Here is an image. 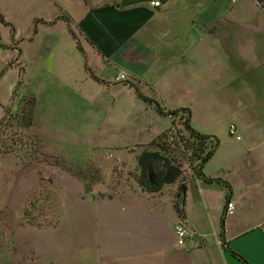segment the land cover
Wrapping results in <instances>:
<instances>
[{"label":"crops","instance_id":"obj_1","mask_svg":"<svg viewBox=\"0 0 264 264\" xmlns=\"http://www.w3.org/2000/svg\"><path fill=\"white\" fill-rule=\"evenodd\" d=\"M62 13L71 17L72 29L83 35L91 54L101 58L99 64L106 63L100 69L113 76L123 72L150 87L164 83L168 90L182 91L212 82L218 60L239 66L253 63L247 61L251 56L262 63L264 0L234 5L228 0H97L90 6L83 0H0V14L9 23L0 19V29H7L11 39H24L27 47L41 49L47 37L58 36V24L71 38L66 22L58 18ZM250 41L252 48H247ZM170 82L187 84L182 88ZM243 119L228 123L240 138H216L202 167L204 176L221 181L191 172L169 189L124 187L122 196L78 203V264H244L227 247L249 264H264V137L254 132L264 130V121ZM165 129L138 130L136 141L152 140ZM182 185L179 213L175 205ZM228 201L233 203L230 210ZM176 225L186 230L183 245L177 243Z\"/></svg>","mask_w":264,"mask_h":264},{"label":"rangeland","instance_id":"obj_2","mask_svg":"<svg viewBox=\"0 0 264 264\" xmlns=\"http://www.w3.org/2000/svg\"><path fill=\"white\" fill-rule=\"evenodd\" d=\"M83 1L88 6L97 0ZM60 26L58 36L43 40L41 49L0 29L5 46L0 52V119L5 117L0 128V264H78V203L119 197L124 187H140L138 155L155 146L153 139L136 141L138 130L174 126L175 134L187 137L183 123L189 117L201 132L234 139L229 121L240 116L242 121L243 116L249 122L264 121V51L262 63L251 56L247 61L253 63L239 66L218 60L214 81L176 91L129 76L113 81V72L99 68L106 63L99 64L101 58L91 54L79 30L75 35L82 52ZM252 45L250 41L247 48ZM138 93L166 110L189 112L162 115ZM30 96L35 98L33 119L25 124L24 118L13 116ZM254 132L264 137V130ZM190 171L183 162L182 178Z\"/></svg>","mask_w":264,"mask_h":264},{"label":"trees","instance_id":"obj_3","mask_svg":"<svg viewBox=\"0 0 264 264\" xmlns=\"http://www.w3.org/2000/svg\"><path fill=\"white\" fill-rule=\"evenodd\" d=\"M85 1L88 2V0ZM88 6H90V4ZM58 18H61L66 22L70 35L76 41L77 48L82 52L83 49L80 42L72 29L73 21L71 17L66 13H62ZM0 19L6 24H9L4 20L1 14ZM0 46H2V44H0ZM92 76L94 79L99 80L96 76ZM138 96L153 105L157 112L162 115H171V117H173L179 111L182 112L185 110L189 112L187 108L166 110L157 101L143 97L139 93ZM34 105L35 98L34 96H30L28 100H26V104L21 108V112L19 114L17 113L16 116L14 115L13 118L16 120L24 118L25 124L30 123L33 119ZM4 119L5 117L0 119V128ZM183 125L188 133L187 137L175 134L174 126H171L153 138L150 144L155 146V148L143 150L138 155L137 162L140 168L138 183L143 190L147 192H157L165 184L173 183L178 180L184 181L186 178H182L183 162L189 163L191 168L190 173L192 172L194 175L203 176L208 181H221L220 178L213 179L206 177L201 171L203 165L211 158L214 148L218 143L216 137L202 133L195 129L191 125L189 117L185 118ZM173 137H177V140H173ZM188 150H190L189 153ZM183 203V193L178 192L175 206L179 213H183ZM220 235L223 238L224 217H221ZM227 249L244 264H249V262L240 254L236 253L229 247H227Z\"/></svg>","mask_w":264,"mask_h":264},{"label":"built area","instance_id":"obj_4","mask_svg":"<svg viewBox=\"0 0 264 264\" xmlns=\"http://www.w3.org/2000/svg\"><path fill=\"white\" fill-rule=\"evenodd\" d=\"M239 1L240 0H228V2L231 5H234V4L238 3ZM151 4L157 6V5H159V1H152ZM124 80H126V75L123 72H119L113 77V81H115V82H121ZM228 132L230 135H234V137L236 139L240 138V136L238 134H236V128L234 125H230L228 127ZM232 207H233V203L231 201H228L226 204L227 210H230ZM175 233L177 235V243L179 245H183L185 242V239L187 237L186 230L181 225H176L175 226Z\"/></svg>","mask_w":264,"mask_h":264},{"label":"water","instance_id":"obj_5","mask_svg":"<svg viewBox=\"0 0 264 264\" xmlns=\"http://www.w3.org/2000/svg\"><path fill=\"white\" fill-rule=\"evenodd\" d=\"M181 189H182V193H184V185H182Z\"/></svg>","mask_w":264,"mask_h":264}]
</instances>
